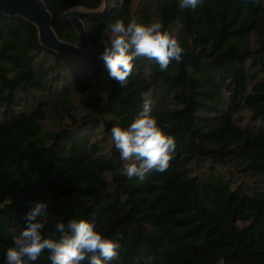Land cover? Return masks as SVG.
Wrapping results in <instances>:
<instances>
[{
  "label": "trees",
  "instance_id": "obj_1",
  "mask_svg": "<svg viewBox=\"0 0 264 264\" xmlns=\"http://www.w3.org/2000/svg\"><path fill=\"white\" fill-rule=\"evenodd\" d=\"M57 39L104 51L117 19L162 22L184 49L164 72L140 58L124 87L104 62L42 46L37 27L0 16V264L34 200L57 220L87 219L121 244L112 264H264V0H41ZM148 93L175 137L170 167L120 173L110 130ZM36 264H50L47 253Z\"/></svg>",
  "mask_w": 264,
  "mask_h": 264
},
{
  "label": "clouds",
  "instance_id": "obj_2",
  "mask_svg": "<svg viewBox=\"0 0 264 264\" xmlns=\"http://www.w3.org/2000/svg\"><path fill=\"white\" fill-rule=\"evenodd\" d=\"M202 0H179L182 9L196 10ZM112 38L105 45L100 59L110 79L122 87L128 84L137 61H154L161 72L172 62L181 63L184 49L162 22L149 24L135 21L127 24L117 19L108 25ZM143 106L127 127L111 128V139L119 152L120 173L129 180L143 181L151 173H163L175 158V137L164 130L153 115L148 93L141 94ZM24 216L25 228L13 237L7 248L4 264H36L47 253L50 264H112L121 244L104 235L87 219L57 220L46 232L49 205L46 200H34Z\"/></svg>",
  "mask_w": 264,
  "mask_h": 264
},
{
  "label": "water",
  "instance_id": "obj_3",
  "mask_svg": "<svg viewBox=\"0 0 264 264\" xmlns=\"http://www.w3.org/2000/svg\"><path fill=\"white\" fill-rule=\"evenodd\" d=\"M78 11L75 22L67 19V16L73 13L69 11L64 15V19L72 24L79 32L80 37L86 47L85 52L72 47L66 43L60 42L51 28V16L41 0H0V16L19 17L32 24L38 29L39 40L43 47L56 51H63L73 54L82 62H90L95 57L100 59V52H92L87 44V39L79 17L83 14H91L81 9ZM102 61V60H101ZM103 62V61H102Z\"/></svg>",
  "mask_w": 264,
  "mask_h": 264
},
{
  "label": "rangeland",
  "instance_id": "obj_4",
  "mask_svg": "<svg viewBox=\"0 0 264 264\" xmlns=\"http://www.w3.org/2000/svg\"><path fill=\"white\" fill-rule=\"evenodd\" d=\"M76 13H78V11L77 10H74L73 13H71V14H69L67 16V19H69L71 22H75L76 18H78ZM85 49H86V47H84V50L81 51V52H85Z\"/></svg>",
  "mask_w": 264,
  "mask_h": 264
}]
</instances>
